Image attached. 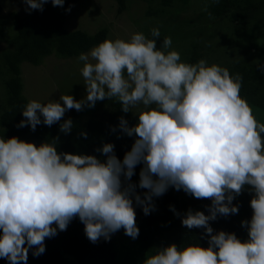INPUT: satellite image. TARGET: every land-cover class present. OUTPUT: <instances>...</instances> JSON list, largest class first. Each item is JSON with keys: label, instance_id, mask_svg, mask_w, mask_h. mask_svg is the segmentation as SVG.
I'll use <instances>...</instances> for the list:
<instances>
[{"label": "clouds", "instance_id": "1", "mask_svg": "<svg viewBox=\"0 0 264 264\" xmlns=\"http://www.w3.org/2000/svg\"><path fill=\"white\" fill-rule=\"evenodd\" d=\"M48 2L22 0L29 14L42 12ZM50 2L63 7L65 0ZM160 36L154 27L150 38L134 32L127 41L105 39L81 53L85 95L77 100L65 94L47 103L29 100L16 125L35 131L41 124H58L60 133L69 134L74 124L64 119L67 111L115 99L123 113L136 117L130 125L122 115L110 129L119 130L118 139L132 138L122 159L111 142L94 150L98 157L58 151L59 136L36 144L0 135V259L27 264L30 249L34 257L44 254L45 240L77 218L93 244L110 241L121 229L135 240L136 208L149 215L156 210L154 198L171 187L211 202L205 205L207 214L192 208L181 214L169 205L183 227L203 230L200 238L207 246L169 243L156 247L141 264H264V123L240 95L241 74L205 59L182 62L180 53L171 50L170 37L157 46ZM80 136L86 139L87 133ZM245 190L251 217L240 225L247 238L214 230L210 222L239 213L233 201Z\"/></svg>", "mask_w": 264, "mask_h": 264}, {"label": "trees", "instance_id": "2", "mask_svg": "<svg viewBox=\"0 0 264 264\" xmlns=\"http://www.w3.org/2000/svg\"><path fill=\"white\" fill-rule=\"evenodd\" d=\"M77 1L65 0L64 6L61 7L62 10L65 11L70 6L72 7ZM110 1L114 3L115 13L118 15L125 12L133 1L143 0ZM144 1L151 2L150 0ZM160 1L162 2V0ZM168 1L172 0H163L166 7ZM178 1L185 2V0ZM238 3L251 7L252 17L257 12H261V15L264 14V6L259 8V4L254 0L253 3L252 0H211L207 3V12H204L205 17L213 21H224L225 15L230 12L233 21L242 20V13L236 12L235 6ZM175 12L176 10L173 11L174 14ZM151 13L153 16L158 15L159 9L146 11L145 15L152 16ZM165 13H169L167 9H165ZM208 13H211V17ZM9 15L15 34L8 40L12 48L3 51L0 55L4 65V73L7 76L4 80V88L8 96V108L0 113V135L5 138L16 136L36 144L59 136L58 151L92 154L98 157L100 154L94 150L102 146V143L111 142L115 145V154L122 159L124 152L130 150L132 138L122 136L118 139L119 130L117 129V133H112L110 129L118 124V117L122 115L125 116L130 125L136 121L123 113L120 108L112 109V111L101 110L99 114L102 123H96L93 120L97 114H95V107L85 108L80 112L74 109L69 110L67 118H64H71L74 124L69 134L60 133L58 124L51 127L41 124L37 126L35 131L30 130L27 126L16 127L19 121L24 119L21 110L27 103L22 95L23 86L19 64L28 63L37 66L45 57L50 55L60 59L77 57L104 41L106 30L104 28L97 29L92 34L78 29L67 31L63 28L62 19L59 15L47 5H44L42 12L32 10L30 14L28 13L24 17H19L15 13H9ZM258 66L264 67V47H262L259 61L254 67L235 63L227 69L232 74H241V97L245 98L249 105L264 111V88L262 87L264 71H261ZM112 107L110 102L109 109ZM81 131L87 133L86 139L80 136ZM139 169L140 166L138 165L135 169V175L132 177L134 183L138 182ZM137 191L143 193L146 190L138 188ZM250 198L249 192L245 190L233 201L239 206V213L227 218L218 217L216 221L210 222L213 229L234 232L239 239H246L247 233L241 227L240 221L251 217ZM154 203L156 210L147 216L139 207L136 208V224L139 228V236L135 240L125 234L118 233V231L112 235L110 241L105 242L101 239L98 243L93 244L86 238L83 231L84 226L77 218L69 224L66 231L58 232L55 237L45 240L46 251L44 254L34 257L30 249L27 264H141L146 256L154 254L156 247L166 246L169 243H175L179 247L195 243L207 246L206 239L200 238L203 230H189L183 227L180 218L170 211L169 205L174 206L181 214L188 208L207 214L205 205L211 203L209 200L196 199L185 194L182 190L176 191L170 187L163 196L154 198ZM65 258L70 259V261L66 262ZM0 264H8V261L0 259Z\"/></svg>", "mask_w": 264, "mask_h": 264}, {"label": "rangeland", "instance_id": "3", "mask_svg": "<svg viewBox=\"0 0 264 264\" xmlns=\"http://www.w3.org/2000/svg\"><path fill=\"white\" fill-rule=\"evenodd\" d=\"M150 1L129 2L128 9L118 15L115 13L114 3L110 0H78L70 12L63 11L61 7H54L50 0L45 5L50 6L59 15L63 28L67 31L78 29L92 34L97 29L104 28L105 39L119 38L127 41L134 32H144L145 36L150 38L151 29L158 27L161 36L157 40V46H160L164 37H170L171 50L180 53L182 62L194 64L200 59H205L209 65L217 64L225 68L235 63L250 67L257 65L261 49L264 47V14L261 15V12L253 14L252 17V8L238 3L235 6L236 12L242 13V20L233 21L229 12L224 21H213L204 14L205 6L211 0H185L184 3L172 0L167 2V7L163 0ZM263 1L254 0L259 4V8L264 6ZM156 9H159L158 15H145L146 11ZM165 9L169 13H165ZM9 13H15L19 17L28 14L22 0H0V55L12 48L8 40L15 33ZM3 66L0 58V113L8 108V96L4 88L7 76ZM82 67L83 62L78 60V56L60 59L50 55L37 66L21 63L19 71L23 86L22 95L26 102L37 100L47 103L49 100H58L65 94H71L79 100L85 94L84 80L80 73ZM262 87L264 88V82ZM105 101H98L95 105L97 114L93 120L96 123L101 122V110L112 111L120 108L115 99L107 100L106 103ZM110 102L113 106L111 109ZM251 107L256 119L264 123V111ZM135 111L133 109V112ZM68 114L69 111L65 113L64 118H67ZM127 115L136 121L131 112ZM118 233L124 234L122 229ZM65 261L69 262L70 259L65 258Z\"/></svg>", "mask_w": 264, "mask_h": 264}]
</instances>
